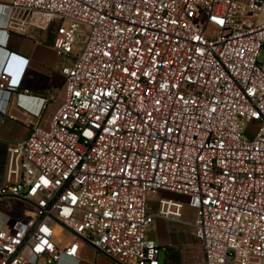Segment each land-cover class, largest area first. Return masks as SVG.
Returning <instances> with one entry per match:
<instances>
[{
  "label": "built area",
  "instance_id": "built-area-1",
  "mask_svg": "<svg viewBox=\"0 0 264 264\" xmlns=\"http://www.w3.org/2000/svg\"><path fill=\"white\" fill-rule=\"evenodd\" d=\"M55 21L53 48L75 59L49 125L32 120L8 147L0 196L34 213L0 230V264L78 259L83 244L116 264H161L147 235L158 217L193 228L203 264L263 260L264 0L10 4L11 32ZM18 87L6 63L3 113ZM160 190L187 201L161 198L153 211ZM58 228L72 234L65 244Z\"/></svg>",
  "mask_w": 264,
  "mask_h": 264
},
{
  "label": "crops",
  "instance_id": "crops-1",
  "mask_svg": "<svg viewBox=\"0 0 264 264\" xmlns=\"http://www.w3.org/2000/svg\"><path fill=\"white\" fill-rule=\"evenodd\" d=\"M12 0H0V72L7 63V70L14 82L19 84L13 92L8 113L0 109V185L5 182L8 147L26 138L31 130V121L38 120L44 126L49 125L54 113L65 100V76L62 68L70 65L74 54H57L52 46L57 22H53L47 30L32 28L27 34L11 32L9 28V12ZM29 92H25V90ZM51 93L49 102L45 97ZM0 94V102L3 101ZM161 198H171L186 202L184 195L160 190L150 195L149 208L156 211ZM8 212L15 218L27 219L33 216L34 206L26 199L15 196H0V230L12 224ZM170 221L156 218L150 227L152 235L161 246L160 261L168 263L172 257L175 264H203L200 243L194 234H190L184 245L175 244L172 239ZM69 240V239H68ZM68 240L59 244H65ZM170 249L169 252H167ZM166 252L165 258L161 256ZM39 264H47L41 260ZM52 264H116L111 258L97 250L91 244H83L78 259L63 257ZM251 264H264L254 260Z\"/></svg>",
  "mask_w": 264,
  "mask_h": 264
},
{
  "label": "rangeland",
  "instance_id": "rangeland-1",
  "mask_svg": "<svg viewBox=\"0 0 264 264\" xmlns=\"http://www.w3.org/2000/svg\"><path fill=\"white\" fill-rule=\"evenodd\" d=\"M85 31L88 32V29L83 24L81 26L80 32L78 33V39L81 42H84V40L86 39ZM208 32L209 33H214V27L211 26V25L208 26ZM263 55H264V51H263ZM249 127H252V125H249ZM149 199H150V195L148 196V200ZM13 215H14L13 212L12 213L8 212L6 214V216L8 218L11 217L10 221H12V223L17 219ZM183 219L184 220H193V210L188 206L187 203H185L184 218ZM149 229H148V232H150V234L152 235L151 230H149ZM170 229H171L172 239L175 242V244L177 243V244H180V245H184L186 243V241L188 240L189 235L193 234V228L191 226L183 224V223H180V222H174V223L171 222L170 223ZM57 234H58V239L57 240L59 241V243L70 239L71 236H72V234L70 232H68V230H66L65 228H58L57 229ZM170 249H172V248H169V250L167 252H169ZM165 254H166V252H163V254L161 256L162 260L165 258ZM174 260H175V258L172 257L171 260H168V263H164L162 261L161 264H175V263H172V262H174Z\"/></svg>",
  "mask_w": 264,
  "mask_h": 264
}]
</instances>
